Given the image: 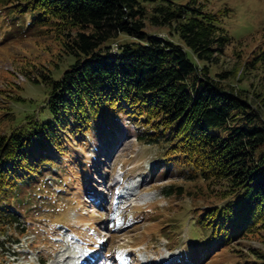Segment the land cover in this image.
Returning <instances> with one entry per match:
<instances>
[{
    "label": "trees",
    "instance_id": "16d2710c",
    "mask_svg": "<svg viewBox=\"0 0 264 264\" xmlns=\"http://www.w3.org/2000/svg\"><path fill=\"white\" fill-rule=\"evenodd\" d=\"M0 3V14L13 15V28L53 32L68 64L61 75L49 69L36 76L37 83L50 86L45 106L51 117L13 114L10 119L19 123L0 134V264H9L8 257L16 254L12 245L18 236L31 232L11 204L32 207L33 195L26 199L22 192L33 191L30 186L44 169L57 164L55 156L72 146L63 130L86 141L93 127L123 111L145 126L146 135L139 139L160 144L168 160L187 166L192 178L206 183L203 198L216 196L194 219L200 228L217 235L222 245L264 230V92H257L256 99L246 94L231 82L232 69L212 74V65L234 41L221 24L226 12L210 10L206 0ZM148 24L167 27L169 35L150 32ZM258 47L245 70L264 61V45ZM211 126L228 132H213ZM175 186L178 194L186 192L171 184L164 194L174 193Z\"/></svg>",
    "mask_w": 264,
    "mask_h": 264
},
{
    "label": "rangeland",
    "instance_id": "374dc122",
    "mask_svg": "<svg viewBox=\"0 0 264 264\" xmlns=\"http://www.w3.org/2000/svg\"><path fill=\"white\" fill-rule=\"evenodd\" d=\"M206 1L210 10L226 12L221 24L234 38L219 63L212 65V74L234 70L231 82L255 98L264 92V61L249 70L244 63L264 45V0ZM12 16L0 14V134H9L19 123L10 119L13 114L20 118L33 114V120L51 117L45 106L50 86L37 83L36 76L49 69L61 75L68 65L59 55L61 42L53 32L24 33L13 28ZM30 17L25 15L27 22ZM147 29L169 35L167 27L148 24ZM109 120L93 127L86 141L64 129L72 146L55 156L57 164L44 169L31 184L33 191L22 192L26 199L33 195L32 207L11 204L31 232L18 236L9 264H87L94 255H100L95 264H264V230L222 245L217 235L194 220L206 204L217 200L215 195L201 196L206 183L192 178L187 166L168 160L170 154L160 144L139 139L146 135L145 126L126 111ZM210 129L228 132L219 126ZM171 184L182 185L186 192L178 194L175 186L174 193L165 195ZM194 190L201 198L195 199Z\"/></svg>",
    "mask_w": 264,
    "mask_h": 264
},
{
    "label": "bare ground",
    "instance_id": "6f19581e",
    "mask_svg": "<svg viewBox=\"0 0 264 264\" xmlns=\"http://www.w3.org/2000/svg\"><path fill=\"white\" fill-rule=\"evenodd\" d=\"M99 259H100V256H97L96 260H95V261H92V262H90V264H95L97 261H99ZM173 264H175V263H173Z\"/></svg>",
    "mask_w": 264,
    "mask_h": 264
}]
</instances>
